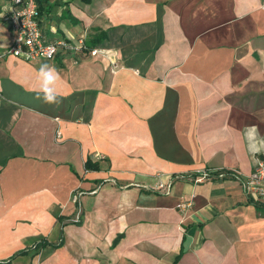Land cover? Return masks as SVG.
I'll return each instance as SVG.
<instances>
[{
	"label": "crops",
	"instance_id": "obj_1",
	"mask_svg": "<svg viewBox=\"0 0 264 264\" xmlns=\"http://www.w3.org/2000/svg\"><path fill=\"white\" fill-rule=\"evenodd\" d=\"M38 5L46 43L104 39L52 60L5 55L0 0V263L44 239L11 264H264V202L239 182L154 190L253 171L243 130L264 135V0ZM42 63L60 73L59 104L37 99Z\"/></svg>",
	"mask_w": 264,
	"mask_h": 264
},
{
	"label": "built area",
	"instance_id": "obj_2",
	"mask_svg": "<svg viewBox=\"0 0 264 264\" xmlns=\"http://www.w3.org/2000/svg\"><path fill=\"white\" fill-rule=\"evenodd\" d=\"M39 13L38 0H11L8 20L15 32V38L13 44L5 49V55H12L26 61L52 60L60 48L83 51L88 49L84 40H79L77 43L65 40L46 43L41 33ZM90 53L97 56L105 52L95 48ZM258 161L259 163H256L249 175H243L234 170L205 168L188 174L168 176L166 180L161 179L154 190L170 194L174 183L184 179H190L195 183L232 179L240 183L244 194L253 202L262 203L264 202V156L258 158ZM78 199L79 195L75 196L74 201L76 202Z\"/></svg>",
	"mask_w": 264,
	"mask_h": 264
},
{
	"label": "clouds",
	"instance_id": "obj_3",
	"mask_svg": "<svg viewBox=\"0 0 264 264\" xmlns=\"http://www.w3.org/2000/svg\"><path fill=\"white\" fill-rule=\"evenodd\" d=\"M30 43V42H29ZM39 87L36 89L37 99H42L47 104H59L57 85L61 79L59 71L49 63H42L38 70ZM247 141V149L252 158L256 159L260 154H264V135L255 125H250L243 130Z\"/></svg>",
	"mask_w": 264,
	"mask_h": 264
},
{
	"label": "trees",
	"instance_id": "obj_4",
	"mask_svg": "<svg viewBox=\"0 0 264 264\" xmlns=\"http://www.w3.org/2000/svg\"><path fill=\"white\" fill-rule=\"evenodd\" d=\"M40 12V9H39ZM39 23H40V13H39ZM104 39V34L99 36L98 38H96L95 40H93L89 45V49H92L96 44L100 43L102 40ZM69 42V41H68ZM95 166V164L91 161L88 160L85 164V167L87 170L93 169ZM35 243V242H34ZM47 245V242H45L44 239H41L39 244L36 245L35 250H32L31 248H26L25 250H22L20 252H18L17 254H15L12 258L1 262L0 264H11V262L17 257V256H26V255H33V257H35L38 253L36 251L40 250L41 248H45ZM58 248V246L56 247ZM34 252V253H33Z\"/></svg>",
	"mask_w": 264,
	"mask_h": 264
}]
</instances>
